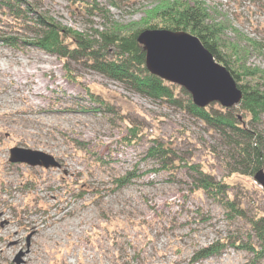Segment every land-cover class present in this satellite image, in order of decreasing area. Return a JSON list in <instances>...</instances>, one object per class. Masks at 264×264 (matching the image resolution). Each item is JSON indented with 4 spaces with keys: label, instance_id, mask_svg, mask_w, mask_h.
Instances as JSON below:
<instances>
[{
    "label": "rangeland",
    "instance_id": "obj_1",
    "mask_svg": "<svg viewBox=\"0 0 264 264\" xmlns=\"http://www.w3.org/2000/svg\"><path fill=\"white\" fill-rule=\"evenodd\" d=\"M96 1L107 5V21L70 0L38 1V12L93 35L110 21L142 27L157 6L156 0H121L118 8ZM201 1L211 18L223 23L222 42L235 68L264 70V0ZM4 56L12 67L26 57L39 68L26 85L0 71V212L6 214L0 216V264H264L240 245L197 257L231 235L238 243L259 245L245 218L227 217L224 207L192 182L186 162L227 181L229 196L248 215L264 213V188L237 169L217 131L81 63H71L78 81H69L62 60L30 44L13 48L0 41ZM41 66L49 71L42 74ZM39 75L47 86L36 94ZM88 90L113 109H98ZM132 124L141 128L137 144L123 141ZM259 128L264 132V118ZM155 138L174 150L179 164L173 173L148 155ZM15 146L45 152L60 165L11 162ZM131 173L132 181L116 186L118 177ZM80 218L87 222L69 225ZM33 222L40 227L35 235Z\"/></svg>",
    "mask_w": 264,
    "mask_h": 264
},
{
    "label": "trees",
    "instance_id": "obj_2",
    "mask_svg": "<svg viewBox=\"0 0 264 264\" xmlns=\"http://www.w3.org/2000/svg\"><path fill=\"white\" fill-rule=\"evenodd\" d=\"M38 1L41 3L43 0H0L1 42L13 48L30 44L47 54L57 56L66 68L69 81L77 80L70 70L71 63L77 62L122 83L128 90L183 109L222 136L235 157L237 169L251 175H255L259 170L264 171V132L259 128L264 118V70L241 66L238 67L243 70L240 73V70L235 68L233 56L228 53L222 42L223 23L211 18L203 1L156 0L157 6L143 21L144 26L123 27L110 21L104 24L103 29H96L93 35L62 25L38 12V7L41 6ZM70 1H76L91 16L99 14L106 21L109 19L107 5L102 6L96 0ZM120 1L108 0V4L118 8ZM6 27L8 30L4 31ZM144 28L184 30L200 38L216 60L230 70L242 89L241 102L232 107H224L218 102L199 107L193 103L191 94L184 87L152 74L146 67V52L138 41V35ZM12 33L18 35L13 36ZM28 34L32 35L29 41L24 39ZM87 93L98 109H113L110 103L98 94L91 90ZM141 138V128L132 124L123 141L137 144ZM148 155L158 159L161 167L172 173L179 164L174 150L157 138L153 139ZM186 165L197 189L222 205L227 217L245 218L250 225L249 236L256 238L259 243L241 244L231 235L202 248L198 252L199 260L220 255L230 246L237 245L250 252L254 259L264 258V213L248 215L236 197L229 196L227 181L216 180L199 165L190 162H186ZM133 175L135 174L131 173L118 177L116 186L127 185L132 181Z\"/></svg>",
    "mask_w": 264,
    "mask_h": 264
},
{
    "label": "water",
    "instance_id": "obj_3",
    "mask_svg": "<svg viewBox=\"0 0 264 264\" xmlns=\"http://www.w3.org/2000/svg\"><path fill=\"white\" fill-rule=\"evenodd\" d=\"M138 41L146 52L147 69L184 87L195 105L206 107L218 102L232 107L241 102L242 89L230 70L216 60L197 36L184 30L144 28ZM10 161L44 167L60 165L52 155L16 146L10 149ZM254 178L264 188V171H257Z\"/></svg>",
    "mask_w": 264,
    "mask_h": 264
},
{
    "label": "bare ground",
    "instance_id": "obj_4",
    "mask_svg": "<svg viewBox=\"0 0 264 264\" xmlns=\"http://www.w3.org/2000/svg\"><path fill=\"white\" fill-rule=\"evenodd\" d=\"M5 58H0V71L3 72V74L7 76H14V79H16L21 84H27V80L30 79L34 74L37 73V69L39 66L36 63H30L26 57H20V65L18 66H11L9 59L4 56ZM41 73L43 74L46 71H49V68L47 66H41ZM37 84L34 86V92L36 94H40L42 92V88L47 86V83L43 81L40 77V75L36 78ZM1 105V103H0ZM5 211L0 212V216H5ZM87 222V219L80 218L79 220H72L69 222V225L76 226L79 224H85ZM6 229V228H5ZM31 231L33 232V235L37 234L40 231V227L38 226L37 222H33L31 225ZM54 229H52L50 232H53ZM17 233V231H15ZM86 246V245H85Z\"/></svg>",
    "mask_w": 264,
    "mask_h": 264
}]
</instances>
